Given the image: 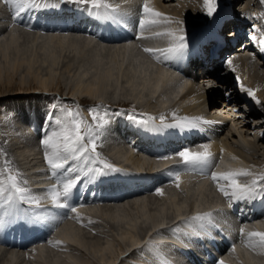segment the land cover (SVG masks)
<instances>
[{
	"label": "bare ground",
	"instance_id": "bare-ground-1",
	"mask_svg": "<svg viewBox=\"0 0 264 264\" xmlns=\"http://www.w3.org/2000/svg\"><path fill=\"white\" fill-rule=\"evenodd\" d=\"M166 1L148 0L152 7L165 13L172 19L173 22L168 25L161 24L159 27L154 26L149 28V30H145L142 34L144 38H140L141 33L138 31L139 28H137L132 36L134 38H130L129 42L126 44V41L122 39L109 41L106 40L105 37L109 36L107 34H112V29L114 32L119 30L122 31L123 28L127 29L126 35H128L130 33L129 26L127 27V25H124L123 22L119 24L111 22L110 24L105 22L99 23L96 18L91 17L90 20L88 16H86L85 19H79V16L76 15L77 13H86L83 10H79V5L65 4L59 11H48V14H40V11L30 9V15H44L39 16L40 18L38 21H41L47 26L53 28L49 30H39L40 28H33V26L29 27L28 25L22 23L21 20L15 24V20L18 19L14 20L17 16H14L15 10L12 9L13 6L5 3V0H0V29L3 28L4 23L7 22L10 24V27L4 28V30L0 31V98L10 97L11 99H9V101L12 100L16 105H14L15 107L13 109L7 106L8 110L4 115L7 116V119L10 117L15 118L17 115L20 118L16 123L17 126L19 125L18 127H20L21 131H19L21 139L17 150H20V156L28 155L27 159L24 157L25 161L28 160V163L26 161L24 164L27 163L30 166L27 167L26 165V170L33 169V171L30 170L29 172H26L34 176L33 179H31L32 177L30 178L32 194L38 191L39 194L35 193V195L41 196L40 193L42 190L48 188L44 187L45 183H49L51 180L49 178L51 175H46L48 174L47 164L43 167V170H46V174L42 170V164H36L35 166L30 164L32 156L34 157L33 160H35V162L37 159H40L38 163H45V159L42 158V156H44V148L40 145V139L43 131H47L48 125L46 124V117L49 112L48 109H39L40 107L37 108L38 105H36L34 112L31 113L29 111L31 107L24 104L25 101L28 100L25 98L30 96L33 99V97L39 92H62L60 89L61 86L64 87L61 82L62 78L65 82V86H67V84H71L74 79V88L73 91L70 92L71 96H69L75 101V103H78V105L80 104L81 106H85L84 104L87 103L88 105V103H90L89 107L99 106L101 114L105 111L107 112V119L109 120V123L105 126L106 129L103 130L105 132L103 138L110 139L109 137L111 136V139L114 141L117 139L118 142H120L119 144H121L120 146H123V148L126 147V145L129 147L128 150H120L118 147L117 149L115 148L116 151L114 148L110 149L112 156L105 154V157L108 159L102 156L101 151V158L106 160L113 159L115 162H118V165L122 162H126V164L128 163L131 168H135L139 171H145V174H128H134L135 176L133 178H138L139 184H137V188H142V193L147 191L152 193L151 195L143 194V196L139 195L138 197L132 198L131 196L135 189V186L133 185L134 180L129 179L126 173H122L123 171L117 173L116 175L112 173V175L108 178H105L107 185L95 186L93 190L97 192V190H104L108 187L111 189L110 191L112 194H109L107 191V194L105 195L106 197L110 199V195H112V197L113 195L114 197L121 196V198L112 199L115 201L113 202V205L111 204L110 206L105 207L104 205H101L100 200L96 198H91L89 202L80 201L79 204L77 203L78 206L73 204L72 206L78 210L79 216L81 217V219L78 220L80 227H75L70 222H74V213L70 212L68 222L60 226L57 230L53 229L54 231L52 230L51 232L49 230L47 232L49 239L46 240L44 238L45 241H43L46 244H42L43 242L40 244L39 242V246L33 248L34 250L31 252L32 255L31 257H27L28 259L22 258L25 253L22 248L17 250V247H14L15 245L8 248L0 245V264H91L92 261H96L95 258L98 257L97 255L101 257V263L104 260L106 263L109 261L108 264H120V261L124 259L130 261L128 264H154L155 260L151 257L153 253H150L151 251L149 250V241L152 242V245L162 243V250H164V247L168 248L181 246V243L178 240L174 243L171 241L170 237H180L182 245L183 243L185 244V249L187 250L186 256L190 264H212L219 261L220 257L222 258L223 254L214 253V251L216 252V248L213 246L214 249L211 248L213 249V252L210 251L204 254V251H200L205 259L200 258L199 256V263H196V257L193 256H195L194 253L196 248H198L197 240L203 237L202 233L200 234L199 231L202 228L195 222L189 221V218L194 217L197 214L212 213L211 222L213 223V220L215 219L212 224L215 229L222 233L225 230H229V228L225 225L226 216L224 214L226 211L231 213L230 207L227 206L228 198L218 191L216 188L217 185H214L216 183H213L209 179V172L212 164L210 167L205 168L204 171H197L195 173H192V170L181 167L179 169L181 177L179 188L176 187L172 178L165 173V170L169 169L168 167L172 162L170 158L172 157L175 159V153L182 150L184 147L188 146L192 151L203 150V147L200 145L198 147H192L193 142L203 141V144L207 143L216 158L219 149L216 141L218 132H213V128L219 130L224 126L228 127V124L231 126L230 122H233L232 124L235 126L237 125L238 127H242V129L245 128V132L247 134L255 137V143L253 142L254 144L248 147H254L256 150L255 152L264 150V109L260 111V114L253 110L254 112H251L249 117L239 116V118L235 117L234 119H232L233 117H229L230 119H225L221 122V119L224 116H222V118H218L216 116L218 115L216 110L214 116L217 118H203L202 116L201 118L197 117V112L196 114L195 112L190 113V111H192L191 105L186 106L187 104H185L186 107H184L182 103V106L178 109L179 112L178 110H175V106H177L176 101L179 102L181 99H188L190 101L189 104L194 101L192 100L195 99L192 98L194 97V91L191 90L192 88L189 87L188 82L189 80L192 82L195 81L191 77L192 71L190 67L195 68L196 71L197 57L207 55V52H216L218 59H215V61L218 63V61L222 60L224 67L223 70H227V72L223 73V75L227 76V82H230L228 87L232 91L236 92L238 89L236 86H239V81L241 85L255 91L258 98L251 97V100L254 102L259 101V103L256 102V105L264 108V57H260L258 43L261 35L264 34V12L257 7L258 4H255L256 6H252V4L246 0L247 4L242 8L239 7L241 18L237 21L238 27L234 32L233 30L230 31L232 32L230 33L231 39H227L225 38L226 36L224 37L223 35L224 28H228L230 25V22L226 19L228 17L226 12L225 14L224 12L219 11L216 13L214 16V20L216 21L215 24L208 22H206L203 26L192 24V30H189L187 28L188 25L186 29L181 26L180 20V24H176L175 18H177V16L175 14L183 16L186 11L201 14L204 12L203 0H181L177 5H170L174 4L173 0ZM225 1L224 3H227L228 5L229 1ZM114 2H123L121 5H124L123 0H114ZM235 2L237 6L239 1L235 0ZM133 3H142L143 5L144 0H135ZM229 7L231 6L229 5ZM12 10L13 13H11ZM172 12H175V14ZM139 13V11H136L135 15L137 16ZM2 17L4 18L3 21ZM19 17H22V13ZM183 17L189 18V16ZM203 17L206 18L208 16L205 15ZM73 22L75 27H77L78 24L79 29L74 28V30L71 31L68 27H66L69 24L71 25ZM254 22L260 23V26L256 29L254 28ZM217 24H219V26H216ZM107 26L108 28H106ZM181 28L184 29V34L187 37L188 43V48L185 50L182 59L175 61H161L156 58L152 59L149 57L147 52L146 55H144L145 53L142 54V52L139 51L141 48L138 46V43L146 44L147 48L158 49L159 47L157 46H159V43L163 42L161 48H166L168 44L170 45V43H172L171 39L167 36H154L152 34L165 31V29L177 30L179 34V29ZM200 29L209 30L203 32ZM245 30H247V32ZM99 32L102 34H99ZM198 32V35H201L202 38H200L201 36L196 38ZM96 34H99L100 36H96ZM250 35H255L257 40L252 41L250 39ZM147 39L150 40L149 43ZM165 41H168L169 43L167 44ZM242 42H245L243 47ZM209 43L210 45H208ZM67 52H70V54ZM229 59L232 61L231 67L227 64ZM43 63L47 64L46 75L40 73V70L44 65ZM60 66H63V68L67 71V77L63 76L61 78V75L59 74ZM216 68L217 67H215V70L212 73L218 72ZM233 73L236 74L235 78L232 76ZM121 77L123 82L126 81L125 83L128 84L129 88L125 85L127 89H123V85H120L119 82ZM205 77L211 78L212 76ZM237 77L239 79L236 80ZM217 93L214 94L217 96ZM220 95L222 97H226V93L220 92L219 97ZM16 97H18V99H15ZM20 101L23 102L22 105H20ZM151 105H155L156 108L152 106L153 108L149 109ZM215 108L218 109L220 106L216 105ZM86 110L89 112L88 108ZM132 111L136 114H149L156 117L155 126L159 127L160 130L149 131L143 126L128 120L126 117H124L126 124L123 122L118 123V120L114 118H122L123 113ZM43 113L44 116L42 117ZM173 113L176 115L173 116ZM255 114L257 116H255ZM160 116L165 117L164 123L167 124H172L176 119H182L184 117L201 118L202 121H211V123L200 124L205 126V130L203 132L200 128L196 129L195 133L192 131L193 129H190L189 131L181 128H172L173 130L171 131V128L162 127L161 121L159 120ZM259 116H262V118H257ZM254 118L258 120H255ZM215 120L218 121L216 122ZM26 121H29L30 123H26ZM222 123H224V125ZM8 125L9 123L5 124L0 121V127H8ZM112 129L113 131H111ZM232 129L233 128L229 130ZM114 130L119 132L118 135L120 134L119 136L122 138L121 141L117 138V136H112ZM175 130H179L178 134ZM197 131H199V133ZM222 131H220L221 136ZM168 133H171L173 138L167 141L165 140L166 138L164 135ZM238 133L239 132H237V134ZM238 135L240 136V133ZM32 137L36 140L37 144H29L27 142L28 139ZM129 139L132 142H129ZM136 139H138V141H136ZM163 139L166 142H161ZM110 140H108V142ZM177 140L180 142L176 143ZM222 140L223 145H225L224 154L226 156H218V159H216L218 162H215L211 172H223L237 168H247L252 171L255 167L259 168L260 171H264V161L263 163L260 162V165L255 162L256 164L251 166L244 158V156L247 155L235 147L238 142L234 145V143L229 142L228 139L222 138ZM241 140L242 139H240V141ZM157 141L158 143H156ZM35 144L36 146L40 145L39 148H37ZM104 144L108 145L109 143L105 142ZM180 144H183L184 146H181ZM1 145L2 149L8 146L5 136H3ZM111 145L110 147H112ZM175 147L177 151L175 150ZM40 148L43 149V151ZM134 148L140 151L137 152L136 149V151H134ZM243 148L245 149L246 147ZM36 149H40L38 150V153L35 151ZM165 149L167 151H165ZM97 150H99L98 146ZM219 150H221V148ZM250 151L248 150V152ZM133 154H135V156H133ZM159 156H170V158L161 159V161L156 160L157 162L153 161L155 157ZM219 157L222 158L219 159ZM24 158H22V160ZM150 158L152 161H150ZM178 159L176 160L177 163L175 166L181 164L180 158ZM15 162L16 169L18 167L21 169L23 168L20 166L21 163L18 159ZM32 163H34V161ZM76 163L83 165L84 162L78 161ZM146 165L150 166L148 167L149 169ZM157 166L160 167L159 170H155ZM122 168L125 167L122 166ZM171 168H174V166ZM158 171H161V173L155 175ZM21 172H24V170ZM198 172H201V176L203 177L198 176ZM247 177L250 178V181L253 179L251 176ZM21 178L23 180L24 177ZM112 178H118V184L120 183L122 186H119L120 184L117 186L110 184L109 181L112 180ZM152 178L155 179L151 181ZM241 178L242 177H240L241 183H248V181L243 182ZM25 181L27 182V179H25ZM100 181L104 180L102 179ZM48 183H46V185ZM82 183L83 188L90 185V183L87 182ZM26 184H28V182ZM42 185L43 187H41ZM36 187L41 188L37 190ZM156 188H162L164 194L162 196L157 195L155 192ZM81 191L82 189H79L78 193L81 194ZM74 194L71 198L72 201L74 200ZM126 197H129L128 200H126ZM139 197H142V199L139 200ZM203 200H207L205 202L206 204L202 202ZM134 201L137 208H140V212L143 216L142 221H139L138 218L133 217V215L126 216V205H130V203ZM239 202L240 201L235 202L236 208ZM188 204L189 207H187ZM20 207L22 208H20L21 210H27L22 204ZM252 207L253 208L250 209V214L255 215L253 213L258 211L264 213V197L253 200ZM171 208L176 210L177 213L166 218L167 213ZM229 216L231 217L232 215L229 214ZM125 217L128 218L127 221L129 222L131 228L127 232H123L122 234H118V236H116L117 240L120 238L125 244H122L119 240V245H122L121 248L123 249L121 253L118 252L119 254L117 253L115 255L113 250L115 249L116 242H114L115 239L113 240V235L109 234V232L114 230H112V226L114 228L116 225H120ZM88 220H91L92 223H89ZM86 221H88L89 225L81 223ZM252 221L253 222L245 220V222H240V224H242L241 227L245 225L244 228L246 232L257 230L264 231V222L262 217L256 219L253 218ZM94 222H96V224ZM208 223L210 222L205 221L204 226ZM143 224L146 226L145 229ZM219 225L224 227H220ZM8 227L9 226H6L5 228L0 229V235H5ZM94 228H98L99 230H94ZM29 229H31V227ZM172 229H176V231H172ZM39 230L41 231L43 229ZM104 230L106 233L103 232ZM235 230L237 231L238 229ZM235 230L234 232L236 233ZM203 231L207 233L208 230L204 229ZM158 232H161V234ZM155 233H157V235H155ZM57 237L62 239V244L54 245L52 243V240L53 242L58 241ZM128 237V241L131 239L130 243L127 241ZM245 239L246 237L243 236L244 243ZM19 241H22L21 238ZM229 242L230 241L227 240V243ZM0 243L2 242L0 241ZM230 243L232 246H235V249L240 245L236 242ZM46 245H53L58 248L54 247L53 250H50ZM55 249H59V251ZM112 252V258L108 257L107 259L108 254ZM157 252L160 253L159 248ZM86 254L90 256L88 257ZM236 254L240 257V260H237L238 256ZM231 255L233 256L229 258L230 254H228V257L226 258L227 260L225 259V256H223L222 260L228 262L226 264H264V254H259L258 251L255 252L253 249L246 246L239 250L237 248L235 252L231 251ZM206 259L209 261L207 262ZM172 262L174 264H180L177 263L178 261L175 259L172 260ZM97 263L99 262L97 261Z\"/></svg>",
	"mask_w": 264,
	"mask_h": 264
},
{
	"label": "snow or ice",
	"instance_id": "snow-or-ice-1",
	"mask_svg": "<svg viewBox=\"0 0 264 264\" xmlns=\"http://www.w3.org/2000/svg\"><path fill=\"white\" fill-rule=\"evenodd\" d=\"M264 3V0H261ZM5 3L14 7L15 15L20 16L26 10L34 11H59L65 4L79 5L80 9L89 16L99 21H107L119 24L123 16L119 13V6L113 5L109 0H5ZM204 13L208 17H214L219 9V0H203ZM172 19L165 13L158 11L150 6L148 0H144L141 14L137 25L143 37V32L151 27L161 24H170ZM182 23V22H181ZM154 36H167L172 43L166 48L154 49L145 48L144 51L152 55L157 60L175 61L182 59L185 50L188 48L187 37L184 29L177 30L165 29L162 32L153 33ZM252 41H256L255 35H250ZM259 49L264 52V34L259 41ZM227 64L231 67L232 61L229 59ZM237 79H239L237 77ZM241 90L248 96L255 97V91L246 89L241 85ZM259 103V101H256ZM53 111H50L46 117L47 131H43L40 144L44 148V159L49 167L51 176L57 179V183L46 189V197L32 194L31 189L20 179L19 170L13 171L11 161L6 160L3 168H0V229L6 226L30 228L40 224H47L51 221H57L58 216H46L40 213H33L20 209L21 203L35 208H43L41 201L45 198L50 199L51 205L56 209H69L76 212V208L70 201L74 192L82 182L96 183L102 179L108 178L112 173L122 172L123 169L117 168L102 159L97 151V141L100 138L98 129L104 128L109 120L107 112H100L99 106L89 108L92 115V122H89L80 111L79 107L70 109L62 104H53ZM176 114L173 113V116ZM127 119L135 124L141 125L149 131H159L155 126L154 116L149 114H136L134 111L128 113ZM159 120L164 128L198 129L201 123H211V121H202L201 118L176 119L174 123H164L165 117L160 116ZM202 151H192L189 147L175 153L180 157L181 164L165 170V173L172 178L176 187H180L181 177L179 169L181 167L188 170L204 171L211 166L214 154L210 146L205 144ZM3 150L0 149V152ZM223 151V149H221ZM163 159H169L170 156H163ZM83 161V165L76 162ZM251 176L253 179L248 183H241L240 177ZM211 178L216 183L220 191L230 203L236 201L255 200L264 197V173L254 174L247 168L230 169L223 172H211ZM157 195H163L162 188H156ZM81 219L79 214L76 217ZM212 213L197 214L189 218V221L195 222L199 227H204V222H211ZM89 223H92L90 220ZM176 231V229H172ZM240 234L245 236V246L264 254V231H249L240 229ZM56 244H62V241H56ZM149 246L152 242L149 241ZM235 252V246H232ZM157 255L159 253L157 252ZM167 264V261H163ZM217 264H226L219 260Z\"/></svg>",
	"mask_w": 264,
	"mask_h": 264
},
{
	"label": "rangeland",
	"instance_id": "rangeland-1",
	"mask_svg": "<svg viewBox=\"0 0 264 264\" xmlns=\"http://www.w3.org/2000/svg\"><path fill=\"white\" fill-rule=\"evenodd\" d=\"M181 0H173V3L174 4H170V5H177L178 4V2H180ZM224 1L225 0H219V6L220 5H222V4H225L224 3ZM227 1V0H226ZM225 1V2H226ZM229 2H228V4L230 5V6H232V3H233V8L234 9H238L239 7H243V6H245L247 3V1H245V0H238L239 1V4L236 6V2L235 1H233V0H228ZM167 2V1H166ZM165 2V3H166ZM164 3V2H163ZM169 5V4H168ZM251 6V5H250ZM253 6V5H252ZM255 12V11H254ZM172 13H174L175 14V12H172ZM253 13V12H252ZM176 16H177V18H175V22H177V21H179V20H181L182 19V17L183 16H189V19L191 20L192 18L193 19H199V18H202L203 16H205V13L204 12H202L201 14L200 13H196V12H192V11H186V12H184V15L183 16H178L177 14H175ZM174 15V16H175ZM179 17V18H178ZM187 18V17H186ZM178 19V20H177ZM209 21V22H208ZM205 22H208V23H211V24H215L216 23V21L214 20V18H211V17H206V19H205ZM216 26H219V24H217ZM260 26V23L259 22H254V28L256 29V28H258ZM230 29V28H229ZM200 30H202V29H200ZM207 30H209V29H203L202 31L203 32H205V31H207ZM227 30H228V28H224V32H223V35H225L226 33H228L227 34V36L225 37V38H227V39H231L230 38V33L231 32H229L230 30H228V32H227ZM258 31V30H257ZM257 34H259V33H257ZM201 35H198V37H200ZM200 38H202V36L200 37ZM210 40V39H209ZM208 45H210V43L208 44ZM68 54H70V52H67ZM44 64V63H43ZM76 66V65H75ZM44 67V68H43ZM43 67H42V69L40 70L41 72V74H45L46 75V67H47V64L45 63L44 65H43ZM62 70V71H61ZM59 74L61 75V78L63 77V76H68V74H67V71L63 68V66H60L59 67ZM73 74V73H72ZM120 75V74H119ZM63 79V78H62ZM61 79V82H62V85H64V87L63 86H59L60 87V89H61V91L62 92H58V93H56V92H50V93H46V92H39V93H37V95L36 96H34L33 97V99H32V97H27V98H25V99H28L27 101H25V105L27 106L28 105V107H31V109L29 110L31 113H33L34 112V108H36V105H38L37 106V108H39V109H48V111L50 112V111H53V108H52V105L53 104H62L64 107H66V108H70V109H74V108H77V107H79L80 108V111L83 113H85V115H83L89 122L92 120V115L90 116V118H91V120L89 119V117H88V114H90V112H88L86 109L88 108H91V107H89L90 106V103H88V105H87V103L86 104H84L85 106H81L80 104L78 105V103H75V101L74 100H72L71 98H70V96H71V94H70V92H72L73 91V88H74V79H73V81H72V83L71 84H67V86H65V82L63 81ZM122 81V82H121ZM188 81V80H187ZM126 81H124L123 82V80H122V77H121V79H120V85L122 86L123 85V89L125 88V89H127V87L129 88V86H128V84L127 83H125ZM189 82V87L190 88H192L191 90L192 91H194L193 93H194V97H192V98H195V99H192V100H194L193 102H191L190 104H189V100L188 99H181L179 102L178 101H176L177 102V106H175L176 107V109L175 110H178L179 109V107L180 106H184V107H186V106H189V105H191L192 106V111H190V113H192V112H195V114H196V112L198 113V114H196L197 115V117H203V118H222V116H224V115H221L220 113H224L223 112V110L222 111H219L217 114L218 115H216L217 117H215L214 115V113L212 112V111H210L211 110V108L210 107H206V98H207V96H210V93H208L207 94V92H209L210 91V89L208 90V89H206L205 91L206 92H204V89H197V86H196V82L194 81V82H192L191 80H189L188 81ZM127 87H126V86ZM255 88V87H254ZM208 90V91H207ZM199 93V94H198ZM219 91H218V93H217V95H218V97H219ZM216 94V93H215ZM215 94H213L212 96H210V97H214V96H216ZM70 95V96H69ZM43 96H44V98H43ZM204 98V99H202V98ZM13 98V97H12ZM38 98V99H37ZM255 98H258V96L256 95V93H255ZM8 99V100H7ZM9 99H11L10 97H4V98H0V121L2 122V123H5V124H7V123H9V125H8V127H0V149H2L1 147H2V145H1V141H3V136H5V138H6V140H7V147H4L2 150V152H0V168H3L4 167V165H5V161L6 160H9V161H11V165H12V169H13V171H15V170H19V172H21L22 170H24V172H21V174L22 175H20V179H21V182L23 183V181H25V178H28L27 179V182H28V184H26V185H29V187H30V189L32 188V186H31V179H33L34 178V176H32V175H30V173L28 174V173H26V172H29L30 170H32L33 171V169H30V170H26V165H27V167H30L29 166V164H27L28 163V160H26L27 161V163L26 164H24V162H26L25 161V158L24 157H26V159H27V157H28V155L27 156H20V150H17L18 149V147H19V141H20V139H21V136H20V127H18L17 126V122H18V119H20L19 117H18V115L14 118V117H10V118H6L7 116H5L4 114L6 113V111L8 110V107H10V108H14L16 105H15V103L11 100V101H9ZM15 99H18V97H16ZM38 100V101H37ZM50 100H52V101H50ZM87 100V99H86ZM88 100H90V99H88ZM186 100V101H185ZM212 100V99H211ZM21 103H20V105H22V101H20ZM36 102V103H35ZM183 103V104H182ZM212 103H213V100H212ZM9 104V105H8ZM182 104V105H181ZM185 104H187L186 106H185ZM15 105V106H14ZM30 105V106H29ZM8 106V107H7ZM35 106V107H34ZM42 106H43V108H42ZM48 106H50L51 108H49ZM86 106H88V107H86ZM152 106H154L155 107V105H151L150 107H149V109H152L153 107ZM218 106V105H217ZM216 107V106H215ZM4 108H6V109H4ZM33 108V109H32ZM156 108V107H155ZM154 108V109H155ZM214 110L216 109V108H213ZM28 111V112H29ZM210 111V112H209ZM174 112V111H173ZM178 112H179V110H178ZM83 113V114H84ZM227 114V113H226ZM124 115H125V113H123V116H122V118L121 117H114V118H116V120H118V123H120V122H123V123H125L126 124V121L124 120ZM13 116V115H12ZM44 116V113L42 114V117ZM201 117V118H202ZM236 117V116H235ZM234 116H233V118H235ZM113 118V119H114ZM237 118H239V117H237ZM257 118H262V116L260 117H257ZM10 119V120H9ZM30 119V118H29ZM225 119H230V118H225V117H223L221 120H225ZM171 120V119H170ZM20 121V120H19ZM30 121V120H29ZM29 121H26V123L27 122H29ZM216 122L218 121V120H215ZM14 122V124L12 125V123ZM220 122V121H219ZM223 122V121H222ZM30 123V122H29ZM233 122H230V125L231 126H229V124H228V127L227 126H224V128H223V130L224 131H222V135H223V138H225V139H228V141L229 142H231V143H234V145L237 143V145H235V147L236 148H238L239 149V151H241V152H243V153H245L247 156H244V158L246 159V162L249 164V165H251V166H254L256 163L258 164V165H260L259 163L260 162H262L263 163V161H264V150H261L260 152H255L256 150H255V148L254 147H248V146H252L254 143H255V137L253 136V135H249V134H247L246 132H245V128H243L242 129V127H238L237 125L235 126L234 124H232ZM233 126V127H232ZM14 127H18L19 128V130H17V131H15L14 130ZM22 127V126H21ZM226 127V128H225ZM231 128H233L232 130H229V129H231ZM114 129V128H113ZM113 129L111 130V131H113ZM115 131V130H114ZM237 132H239L240 133V136L237 134ZM33 133V132H32ZM235 135H234V134ZM4 134V135H3ZM234 136H233V135ZM3 135V136H2ZM110 135V134H109ZM120 135V134H119ZM245 135V136H244ZM113 136V135H112ZM243 136V137H242ZM247 136V137H246ZM241 137V138H240ZM254 137V138H253ZM110 139H111V136L109 137ZM254 140H253V139ZM33 139V140H32ZM32 139H29V141H35L36 142V140H34V138H32ZM110 139H108V138H106V143H109L108 145L107 144H105V146L107 147V150L109 151L110 149H113L114 148V150H115V148L117 149V147H118V149H120V150H128V148L126 149V147H127V145H126V147H124L123 148V146H120L121 144H119L120 142H118V140L117 139H115V141L114 140H110ZM240 139H242L241 141H240ZM108 140H110V141H112V142H108ZM253 140V141H252ZM236 141V142H235ZM252 141V142H251ZM242 142V143H241ZM251 142V143H250ZM254 142V143H253ZM113 143H114V145H113ZM245 143V144H244ZM250 143V144H249ZM112 144V145H111ZM145 144V143H144ZM110 145L112 146V147H110ZM120 146V148H119V146ZM108 147H109V149H108ZM122 147V148H121ZM243 147H246L249 151L250 150H254V151H250V152H248V150L245 148H243ZM99 148V147H98ZM251 148V149H250ZM136 148H134V151H136L137 150V152L138 151H140V150H138V149H136ZM243 149V150H242ZM38 150H40V149H36L35 151H37V153H38ZM104 150H106V149H104ZM97 151H99V150H97ZM101 151H103V149L101 150ZM116 151V150H115ZM252 152H254V153H252ZM136 153V152H135ZM258 153V154H257ZM109 154H111V150H110V153ZM131 154H132V152H131ZM143 154H145V153H143ZM252 154H254V155H252ZM102 156L103 157H105V155H103L102 154ZM133 156H135V154H133ZM22 158H24L23 160H22ZM33 156L31 157V160H30V164L31 165H33V166H35L36 164H42V170H43V167L45 166V164H46V162L43 164V162L42 163H38V161L40 160H36V162H35V160H33ZM106 158V157H105ZM17 159L20 161V166H22L23 168L21 169L20 167H18L17 169H16V162L15 161H17ZM106 159H108V158H106ZM151 159V158H150ZM110 160V159H109ZM23 161V162H22ZM34 161V163H32ZM110 161H112V160H110ZM150 161H152V159L150 160ZM113 162V161H112ZM256 162V163H255ZM261 163V164H262ZM122 164V165H121ZM120 165H121V167L123 166V167H125V169L126 170H128V169H131V167H129V165H128V163L126 164V162H122ZM146 167L148 168V167H150V166H148V165H146ZM25 168V169H24ZM38 168V167H37ZM128 168V169H127ZM256 168V167H255ZM254 168V169H255ZM39 169V168H38ZM38 169H36V170H38ZM149 169V168H148ZM253 169V170H254ZM42 170H39V171H42ZM43 172L46 174V170H43ZM24 176V178H23V180H22V178L21 177H23ZM28 176H30V177H28ZM32 177V178H31ZM31 178V179H30ZM36 178V177H35ZM46 183H48V182H46ZM46 183H45V186H46ZM46 191V189H43L42 190V192L40 193L41 194V196H43L42 194L44 193ZM35 193H38V191L37 192H35ZM39 194V193H38ZM142 199V197L140 198L139 197V200H141ZM150 199V198H149ZM150 201H152V200H150ZM207 201V200H206ZM206 201H202L204 204H206L205 202ZM21 204H23V203H21ZM24 205V204H23ZM136 204H135V201L134 202H131L130 203V205L129 204H127L126 205V209L125 210H127V214H126V216H128V215H133V217H136V218H138V220L140 221H142L143 220V216H142V213L140 212V208H137V205L135 206ZM134 207H135V209H134ZM187 207H189V204L187 205ZM190 207H192V206H190ZM152 208H153V206H152ZM134 209V210H133ZM172 210H174L173 208H171V209H169V212L167 213V216H166V218L167 217H170L172 214L174 215L175 213H177L176 212V210H174V211H172ZM131 213V214H130ZM137 213V214H136ZM172 215V216H173ZM139 217H140V219H139ZM165 218V219H166ZM128 220V218H126L125 217V219L124 220H122V222L120 223V225H118L119 226V228H118V226L116 225L114 228H113V226H112V230L113 231H115V232H113V231H111V232H109V234H111V235H113L112 237H113V240H114V242H116L115 243V249L113 250L114 251V254L116 255L118 252L119 253H121L122 252V249L123 248H121V246L122 245H119V243L121 242L122 244L124 243V242H122V240L120 239V238H118V240H117V238H116V236H118V234H122L123 232H127L128 230H130V228H131V226H130V224H129V222L127 221ZM136 220V219H135ZM127 221V222H126ZM145 223V222H144ZM122 224V225H121ZM144 226V229L146 228V226H145V224H143ZM122 226V227H121ZM148 226V225H147ZM111 228V227H110ZM109 228V229H110ZM118 230H117V229ZM116 229V230H115ZM127 229V230H126ZM104 233H106L105 232V230L103 231ZM104 233H102V234H104ZM122 236V235H121ZM130 236V235H129ZM102 238V237H101ZM103 239V238H102ZM112 240V241H113ZM119 240H120V242H119ZM129 240V237L127 238V241ZM131 242V239H130V241H128V243H130ZM125 244V243H124ZM114 247V246H113ZM25 252V251H24ZM118 253V254H119ZM142 253V252H141ZM25 254V253H24ZM30 254V253H29ZM112 254H113V252L112 253H110V254H108V256H107V259H108V257L110 258L111 256H112ZM137 255H138V253H137ZM86 256H90V255H87L86 254ZM98 257V259L97 258H95V257H92V258H95V260L96 261H92L91 262V264H108L109 263V261L106 263L104 260V263H103V261H102V263H101V257L99 256V255H97ZM112 258V257H111ZM91 260H94V259H91ZM100 260V261H99ZM97 261L99 262V263H97ZM126 261V262H125ZM132 261V260H131ZM128 262H130V261H127V260H124V259H122L121 261H120V264H128Z\"/></svg>",
	"mask_w": 264,
	"mask_h": 264
}]
</instances>
